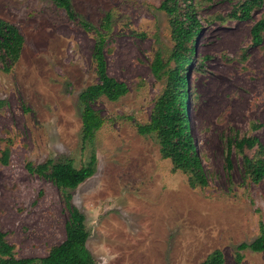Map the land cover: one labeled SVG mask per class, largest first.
I'll list each match as a JSON object with an SVG mask.
<instances>
[{"label": "rangeland", "instance_id": "obj_1", "mask_svg": "<svg viewBox=\"0 0 264 264\" xmlns=\"http://www.w3.org/2000/svg\"><path fill=\"white\" fill-rule=\"evenodd\" d=\"M241 1L204 0L201 8L207 20L189 72V111L209 184L192 187L156 136L137 129L165 83L156 55L167 59L174 46L161 0H72L74 17L53 0H0V17L25 37L13 68L0 62V227L17 256L46 255L65 239L70 215L64 191L28 162L71 158L81 166L95 153V173L70 191L97 264H201L216 248L226 264H264V251L250 247L236 258L264 223V179L247 177L235 150L231 169L226 162L229 134L252 132L264 144V38L255 44L251 34L264 0L249 17L230 16ZM108 12V72L129 91L94 101L106 121L84 144L79 94L99 76L94 33L81 21L100 24Z\"/></svg>", "mask_w": 264, "mask_h": 264}, {"label": "trees", "instance_id": "obj_2", "mask_svg": "<svg viewBox=\"0 0 264 264\" xmlns=\"http://www.w3.org/2000/svg\"><path fill=\"white\" fill-rule=\"evenodd\" d=\"M64 8L70 17L75 16L72 0H53ZM204 0H161L159 8L169 16L171 36L174 46L171 55L163 59L157 53L153 62L155 73L165 79L164 86L157 95L148 122L140 123L137 129L141 134H154L160 144L163 157L170 158L174 169H181L188 174L192 187H206L209 184L202 156L197 149L191 126L189 111L190 101L195 95L191 91L190 70L195 64L196 43L206 17L201 15ZM263 0H242L230 12L232 17H249L251 11L260 6ZM223 18L222 15H215ZM112 14L108 12L100 24L82 20L84 27L94 33L92 59L99 76L97 82L91 83L79 94L81 116L83 120L82 142L91 141L105 121V116L95 108L94 101L101 96L117 100L129 91L126 82L121 81L108 72L107 51L111 32ZM252 41L261 44L264 38V18L256 21L251 27ZM25 44V37L20 28L13 22L0 17V62L6 70L13 68L19 60ZM207 57V56H206ZM174 61V66L171 61ZM195 66V65H194ZM4 100L0 99V107ZM257 125L253 124V128ZM227 168L231 169L232 150L242 157L243 169L247 177L255 182L264 179V144L252 132L238 131L227 136ZM253 150L250 154L248 151ZM8 148L3 157L6 160ZM96 154L77 166L73 159L55 160L49 158L43 163L29 167L48 176L64 191L65 201L70 211L66 221V237L60 243L52 245L47 254L41 257H19L15 245L8 240L7 233L0 227V264H97L88 245L90 232L87 228L85 213L73 203L72 191L93 175L96 171ZM250 247L255 251H264V223L251 242L238 244L237 261L243 258L242 250ZM201 264H226L222 249L216 248Z\"/></svg>", "mask_w": 264, "mask_h": 264}]
</instances>
